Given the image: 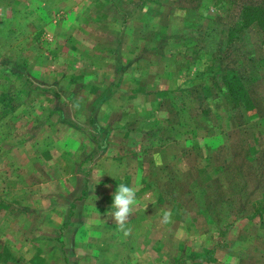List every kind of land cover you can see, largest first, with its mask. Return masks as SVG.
Here are the masks:
<instances>
[{
    "label": "rangeland",
    "instance_id": "374dc122",
    "mask_svg": "<svg viewBox=\"0 0 264 264\" xmlns=\"http://www.w3.org/2000/svg\"><path fill=\"white\" fill-rule=\"evenodd\" d=\"M251 1L0 0V264H264Z\"/></svg>",
    "mask_w": 264,
    "mask_h": 264
},
{
    "label": "clouds",
    "instance_id": "9594fccd",
    "mask_svg": "<svg viewBox=\"0 0 264 264\" xmlns=\"http://www.w3.org/2000/svg\"><path fill=\"white\" fill-rule=\"evenodd\" d=\"M112 208L115 209L111 213V218L119 226V230L125 237L131 235V228L127 226L129 217L134 213V205H136V189L125 184L118 186L117 191L113 196ZM162 223H170L172 213L170 210L161 209Z\"/></svg>",
    "mask_w": 264,
    "mask_h": 264
},
{
    "label": "trees",
    "instance_id": "16d2710c",
    "mask_svg": "<svg viewBox=\"0 0 264 264\" xmlns=\"http://www.w3.org/2000/svg\"><path fill=\"white\" fill-rule=\"evenodd\" d=\"M240 23L242 27L257 26L264 38V0L251 1L242 6Z\"/></svg>",
    "mask_w": 264,
    "mask_h": 264
},
{
    "label": "crops",
    "instance_id": "0c3cea01",
    "mask_svg": "<svg viewBox=\"0 0 264 264\" xmlns=\"http://www.w3.org/2000/svg\"><path fill=\"white\" fill-rule=\"evenodd\" d=\"M135 130L137 131V129L135 128ZM159 151L163 152L164 154H167V150L165 148H159Z\"/></svg>",
    "mask_w": 264,
    "mask_h": 264
}]
</instances>
